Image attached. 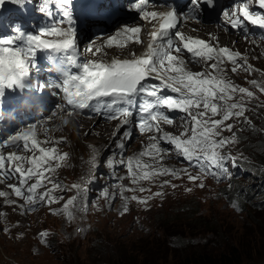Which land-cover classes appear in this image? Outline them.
I'll use <instances>...</instances> for the list:
<instances>
[{
  "label": "rangeland",
  "instance_id": "374dc122",
  "mask_svg": "<svg viewBox=\"0 0 264 264\" xmlns=\"http://www.w3.org/2000/svg\"><path fill=\"white\" fill-rule=\"evenodd\" d=\"M208 27L196 28L195 33L200 34L204 30L206 34H210L214 25ZM146 36L145 34L143 38ZM95 37L92 42L95 43L99 38L100 45L89 46L93 47V51L98 47L101 52L96 55L88 52L89 60L101 61L115 55L133 56L134 53L138 55L136 47L130 49L131 44L126 43L125 47L108 46L106 37ZM224 37L220 47H225L229 42L233 45L232 51L246 57L247 64L254 69L249 73L241 68L233 73V65L225 60L221 66L225 79L234 85L248 88L254 96H244L246 110L242 117L225 121L227 124L232 123L233 127L231 131H219V137L230 140L235 134L236 140L219 151L222 155L231 154L236 157V164L244 161L254 171H264V92L250 83L256 80L264 86V42L257 39L245 42L241 39L240 43L234 37ZM235 42L237 43L234 44ZM136 44L138 47L143 46L144 41ZM204 69L205 65L201 63L193 66L194 72ZM240 97L241 94L237 93L230 103H236ZM199 111H203V108ZM209 114L211 113H208V117ZM58 116L51 117L42 126L38 140L41 138L39 141H50L42 145L44 147L65 143L64 135L55 138L49 136L53 128L65 129L64 134H70L73 129L69 131V128L77 120H87L85 116L77 115L71 120L73 123L70 121L69 124H63L61 116ZM221 118L222 115L216 117L217 120ZM53 119L59 120L55 122ZM87 121L90 128L83 133L88 140L80 141L76 146L66 145V159L60 161L57 169L46 173L51 180L61 185L52 193L59 198L58 202L41 203L34 210L26 211L20 207L24 200L17 199L8 188L9 184L17 185V180L0 183V191L5 188L4 191L10 195L0 197V264H104L123 248L127 253H137L140 264H149L150 261L153 264H175L193 248L199 249L198 251L210 250L219 255L232 246L242 253L241 264H257L264 260V204L260 201H264V174L262 177H254L251 169L246 168L245 176L233 180V162L228 160L226 167L230 175L218 180L213 175L191 168L179 156L176 157L174 152L161 153L163 159L155 160L151 156H141L140 153L150 143V136L146 134L129 143L124 156L117 157L116 165H112L111 158L116 156L114 143L117 135L114 138L115 132L111 136L106 134V138L100 141L89 135L90 131L87 132L101 126L100 123L93 124L92 119ZM191 124L189 121L186 125L187 136L192 129ZM184 126L185 118L182 117L176 125L168 127L166 132L178 136L185 131ZM111 128L113 130L112 126ZM159 135L156 134L157 139ZM52 140L63 142L53 144ZM96 140L98 144L94 143ZM25 156L31 157L33 153L27 152ZM137 157L145 165L176 169L179 178L164 174L140 180L137 184L131 183L128 178L117 180L116 178L128 176L120 161ZM24 167L27 168L28 165L25 164ZM183 169H187V172L180 171ZM144 170L151 172L152 168ZM189 174L199 176V179L190 181ZM164 181H170V184L161 187ZM34 182L35 180H30L28 184ZM237 182H242V185H236ZM201 183L204 187L199 186ZM73 184H80L86 191L78 196L75 206H69V217L62 209L70 197L77 196V190L72 188ZM243 184L246 189L252 190L249 197H246V190H242L245 188ZM248 184L254 189L248 188ZM121 185L125 189H135L123 191V196L128 197L127 201L121 197ZM51 187L52 184L44 181V186L39 187L36 192L44 193ZM141 188L145 191L141 192ZM104 191L109 193L107 198L102 195ZM157 192L162 195L154 196ZM132 196L148 198L147 203H139L131 199ZM6 200H15L16 203L9 204ZM125 203L128 210L121 215ZM42 232L47 233L44 241L40 236Z\"/></svg>",
  "mask_w": 264,
  "mask_h": 264
},
{
  "label": "snow or ice",
  "instance_id": "6c2138e0",
  "mask_svg": "<svg viewBox=\"0 0 264 264\" xmlns=\"http://www.w3.org/2000/svg\"><path fill=\"white\" fill-rule=\"evenodd\" d=\"M9 3L24 9L32 3V0H0V11ZM148 3L149 0H132L131 4L126 6L128 11L136 12L141 20L157 22L159 25L158 27L154 25V30L149 33L150 41L144 55L135 57L133 54L135 57L133 59H114L111 63L90 60L82 64L77 63L73 55H65L64 63H61L58 68L62 78L45 85L31 82L32 69L37 67V53L41 51L67 53L70 50H76L78 17L74 12L73 0H37L38 7L35 10L40 16L54 21L55 15L58 14L59 20L67 24V27H60L53 22L36 33H27L21 26L14 24L10 28L11 36L0 37V101L6 91L30 89L33 93H42L47 87L53 89V94L57 96L63 93L69 116L76 110L91 109L97 112L101 110L98 106L102 105V108L107 110L106 118L121 119V124L114 134V138L116 135L121 137L117 141V148H123L124 140L131 139V130L126 129L120 133V128H124L131 122L130 118L135 117V127L142 134L145 132L160 134L158 140L155 135L149 137L150 143L140 153L141 156H151L154 160L163 159L161 153L175 151L192 167H197L201 172L213 175L218 180L223 179L230 175L226 162L231 160L235 167L236 157L231 154L222 155L219 150L226 144L235 142L236 137L233 134L230 140L224 138L217 140L215 137L220 136L217 129L232 117H242L246 110L243 103L244 96L252 98L254 93L248 88L234 85L230 80L225 79L224 69L221 66L227 60L233 65L231 69L233 73L241 68L249 73L254 69L247 64L246 57L227 46L214 47L203 39L186 37L179 31L173 32L184 13L178 16L174 8L165 12L147 11ZM202 5L214 8L215 0H189L185 12L199 19V14L204 11ZM251 7V0H237L231 13L224 10L221 15L233 30L246 32L247 24L264 28V0H258L257 7L261 9L260 12L251 11ZM101 8L103 4L97 5L91 14L103 15ZM141 31L142 28L139 26L124 25L115 35L108 38L107 45L125 47L126 42L129 41L143 43L139 38ZM45 37H55V39ZM117 37H122L125 42L122 43ZM84 51L96 55L101 52V49L97 47L93 51V47L90 46ZM185 52L191 62L201 63L205 65V69L201 72L189 70L186 61L182 58ZM68 64H75L78 71L68 72ZM250 83L264 92V86L256 80ZM165 91L172 94L163 95ZM237 93L241 94L240 100L230 103ZM201 108L203 111H199ZM174 111L182 112L185 118V131L178 136L163 132L160 127L161 122L167 125L175 122V118L167 114ZM208 113L212 116L222 113V118L213 120L208 117ZM189 121L193 125L191 136L184 138L188 133L186 125ZM225 127L231 131L233 125L227 124ZM36 128L35 124L22 128L15 135L9 136L7 141L0 142L4 147L9 145L16 146L18 149L22 147L25 152L33 153L31 157L18 155L17 152L9 153L7 156L0 155V179L7 180L13 177L17 179L18 184H9L8 188L17 199L24 200V204L20 207L26 211L34 210L41 203L58 202L59 198L52 193L61 185L51 180L46 173L54 171V168L50 166L52 161H56L55 167H59V161L67 157L66 153H58L55 147L42 146L50 141H39ZM60 142L63 140L53 143ZM160 143H167L170 147L162 149L158 146ZM25 164L28 165L27 168L24 167ZM120 165L126 168L128 176L116 179L128 178L133 184H137L140 180H149L156 175L168 174L179 178L176 169L145 165L138 157L129 158L127 161L121 160ZM146 168H152V171H145ZM180 171L187 172V169ZM188 179L195 181L199 179V176L189 174ZM30 180L35 182L29 185ZM44 181L52 184V187L44 193L37 194L36 190L44 186ZM168 184L170 181H164L161 187ZM172 186L175 187V185ZM199 186L204 187L203 183ZM72 188L77 190V196L70 197L62 209L69 217H71V212L68 211L69 206H75L78 196L86 191L80 184H73ZM125 190L135 191V189H125L121 185V197L127 201L128 197L123 196ZM140 191L143 192L145 189L141 188ZM8 195V192L0 191V197ZM102 195L107 198L109 193L104 191ZM153 195L160 196L162 193L157 192ZM131 199L146 204L148 198L132 196ZM6 203L15 204L16 201L6 200ZM127 210V203H125L121 215ZM40 236L44 241L47 233L42 232Z\"/></svg>",
  "mask_w": 264,
  "mask_h": 264
},
{
  "label": "trees",
  "instance_id": "16d2710c",
  "mask_svg": "<svg viewBox=\"0 0 264 264\" xmlns=\"http://www.w3.org/2000/svg\"><path fill=\"white\" fill-rule=\"evenodd\" d=\"M264 162V161H263ZM247 168L251 169L254 177H262L264 171L255 170L247 164ZM236 185H242V182H237ZM242 190L248 193L246 197L252 193V190L246 189V185L243 184ZM248 188H252V185H247ZM241 191V190H240ZM264 192V190H263ZM263 204L264 201L260 200ZM199 249L193 248L188 255H186L182 260L176 262L175 264H241L242 263V253L237 250L236 247L232 246V248H228L225 251L221 252L219 255L214 252L206 251L205 249L202 251H198ZM260 262V263H259ZM257 264H264V260L259 261ZM104 264H140L139 258L136 254L127 253V250L123 248V250L117 254L110 257L108 261ZM149 264H153L152 261Z\"/></svg>",
  "mask_w": 264,
  "mask_h": 264
},
{
  "label": "bare ground",
  "instance_id": "6f19581e",
  "mask_svg": "<svg viewBox=\"0 0 264 264\" xmlns=\"http://www.w3.org/2000/svg\"><path fill=\"white\" fill-rule=\"evenodd\" d=\"M210 26V25H209ZM209 28V27H208ZM201 30V29H200ZM208 32H209V30H208ZM207 32V33H208ZM210 32H211V30H210ZM202 33H206L205 31H203ZM200 35H202V34H200ZM119 37H117V39H118ZM146 38H147V36H146ZM225 38V37H224ZM99 41H100V39L98 38L96 41H95V43L94 42H91V45H93V44H99L100 45V43H99ZM126 43H128V44H131L130 46H131V48L130 49H134V47H136L137 49H138V51H137V56H139V55H141L142 53H144V51H145V48H147V46H148V43H149V41L148 40H146V39H144V44H143V46H139L138 47V45L136 44V43H134V42H131V41H129V42H126ZM220 45H222V44H220ZM251 52V51H250ZM87 54H88V52H87ZM245 54V53H244ZM253 54V53H252ZM126 57H134V56H132V55H125V56H117V55H115V56H111V57H109L108 59H106V60H103V62H107V61H110V60H114V59H117V58H126ZM135 57H136V55H135ZM35 96H36V94H35ZM57 111V110H56ZM55 111V112H56ZM57 113H58V115L60 116L61 115V112H59V111H57ZM35 114H37V112L35 113ZM57 115V116H58ZM53 116V115H52ZM58 116V117H59ZM55 118V117H54ZM60 119H61V117H60ZM54 120V119H53ZM59 120V119H58ZM57 119H55L54 121L56 122V121H58ZM87 120H88V118H87ZM87 120H83V119H79V120H77L73 125H72V127H71V129L69 128V131L70 130H72L71 132H70V134H68V133H65L64 134V131H65V129L64 130H62V129H60V130H58L55 126L56 125H53V127H55V129L53 128V130L52 131H50V133H49V136L50 137H52V138H55V137H59L58 135H64L65 136V143H64V145H60V146H55V148L57 149V151H58V153H60V154H63V153H65V146L66 145H72V146H76L80 141L81 142H85V141H87L88 140V138L86 137V135L83 133V131L85 130V129H87V128H90V125H89V122L87 121ZM61 122V121H60ZM72 122V121H71ZM73 123V122H72ZM58 124V123H57ZM69 124V123H68ZM50 125H52V123H50ZM58 126V125H57ZM65 126V125H64ZM71 126V125H70ZM69 127V126H68ZM46 129V128H45ZM49 129V128H48ZM88 131H90V133H89V135H91V136H95V137H97L100 141H103L105 138H106V134H109L110 136L112 135V133H114L115 131H111V127H110V125L108 124V123H106L105 125H101V126H99V127H94V128H91V129H89V130H87V132ZM68 132V131H67ZM46 138V137H45ZM41 139V138H40ZM39 139V140H40ZM48 140V139H47ZM107 140V139H106ZM111 140V139H110ZM108 141H109V139H108ZM52 142H53V140H52ZM106 142V141H105ZM142 142H144V141H142ZM148 142V141H147ZM94 143H96V144H98L97 143V140L96 141H94ZM52 144V143H51ZM50 144V145H51ZM54 144V143H53ZM141 144V143H140ZM145 144V143H144ZM49 145V144H48ZM49 145V146H50ZM138 151V150H137ZM136 154V153H135ZM63 162V161H62ZM55 164H56V161H53L52 163H51V166L53 167V168H55V169H57L58 167H55ZM59 164H61V162L59 161ZM1 200H2V198H1ZM0 200V201H1Z\"/></svg>",
  "mask_w": 264,
  "mask_h": 264
},
{
  "label": "clouds",
  "instance_id": "9594fccd",
  "mask_svg": "<svg viewBox=\"0 0 264 264\" xmlns=\"http://www.w3.org/2000/svg\"><path fill=\"white\" fill-rule=\"evenodd\" d=\"M77 116V115H76ZM232 124V123H231ZM133 140H131L129 143H131ZM128 143V144H129ZM4 187H5V185H3ZM5 190V188L4 189H2V191H4ZM4 192H6V191H4ZM8 196H10V195H8Z\"/></svg>",
  "mask_w": 264,
  "mask_h": 264
}]
</instances>
